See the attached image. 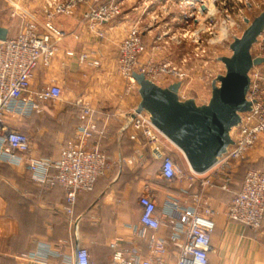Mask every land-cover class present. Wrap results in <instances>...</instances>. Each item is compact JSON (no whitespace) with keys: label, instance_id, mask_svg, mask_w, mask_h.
I'll list each match as a JSON object with an SVG mask.
<instances>
[{"label":"crops","instance_id":"crops-1","mask_svg":"<svg viewBox=\"0 0 264 264\" xmlns=\"http://www.w3.org/2000/svg\"><path fill=\"white\" fill-rule=\"evenodd\" d=\"M43 4V0H0V26L8 28V37L17 35L25 21L44 19ZM145 4L135 0L120 20L95 28L82 20L83 8L72 17L55 18L67 34L51 65L40 64L36 69L30 94L56 83L62 95L43 103L42 111L27 114L16 112L21 101L14 103L5 124L30 135L34 156L57 159L75 137L82 122V105L89 102L96 110L95 122L103 131L101 147L111 157L112 167L98 178L92 191L79 193L70 214L63 187L36 181L26 163L0 160V264H73V254L80 246L88 247L93 264H110L114 239L125 246L136 240L146 252V243L136 239L130 228L140 223L143 194L156 201L162 221L158 233L171 232L169 201L175 198L186 204L188 196L180 189L182 182L166 181L160 170L163 156L170 155L188 171L184 153L165 135L149 142L141 134L132 139L130 131L120 132L125 114L138 107L141 95L139 87L119 70V47L131 25L141 21ZM68 50L76 55L69 56ZM82 52H89L100 64L80 63ZM239 165L234 163L229 169L230 190L221 187L222 178L209 189L216 223L210 264H264V221L254 228L227 214L242 183L234 179ZM56 243L60 249L54 248ZM176 252L177 247L170 245L172 256Z\"/></svg>","mask_w":264,"mask_h":264},{"label":"built area","instance_id":"built-area-1","mask_svg":"<svg viewBox=\"0 0 264 264\" xmlns=\"http://www.w3.org/2000/svg\"><path fill=\"white\" fill-rule=\"evenodd\" d=\"M43 1L42 21H25L17 35L0 40V160L16 164L26 163L31 177L36 181L46 186L63 187L66 191L67 210L71 214L79 193L92 191L98 178L112 167L111 157L101 147L103 131L98 129L95 122V108L89 102L82 105V122L76 129V135L62 148L57 159L34 156L30 135L7 126L5 115L14 103L20 101L16 111L19 114L42 111L43 103L62 95L63 90L56 83L30 94L36 69L40 64L51 65L61 41L66 37V31L55 23L56 17H72L83 8L82 20L89 27L95 28L122 15L123 10L116 0ZM197 1L198 11H204L205 1ZM246 19L247 17H244V20ZM227 21L230 22V16H227L225 23ZM97 32L100 37H104L103 30L98 29ZM262 42L259 52L252 54L253 57H264V39ZM146 51L144 31L137 22L131 25L119 47V70L131 83H137L133 77L134 72L144 73L153 81L155 79L156 71L152 61L143 60ZM66 53L69 56L76 55L73 50ZM78 58L80 63L88 66L100 64L89 52L80 53ZM263 64L253 65L249 71L250 87L247 98L252 102V108L241 113V122L231 132L233 143L212 168L199 173L189 166L187 171L170 155L163 156L161 176L168 182H182L180 189L188 196L186 204L175 198L169 201L171 211L168 218L171 232L167 235L158 233L162 221L156 212V201L148 194L141 195L140 223L131 225L130 228L136 239L146 243L147 250L144 252L136 240L125 246L121 240L114 239L110 242V247L114 250L110 264H210L212 235L216 223L209 189L222 178L221 187L230 190L233 178L229 169L234 163L246 159L259 135L264 132V71L261 69ZM168 72L180 79V99L193 98L198 105L209 102L211 97L200 102L196 96L186 95V92L182 91L184 72L175 68ZM127 131L131 132L132 139H138L141 134L149 142H155L164 135L153 124L148 112H136V109L125 114L120 132L123 134ZM227 214L230 219L246 226L258 228L262 225L264 169L250 168L245 172L240 188L228 205ZM172 244L177 247L173 256L170 253ZM54 248L60 249L61 244L56 243ZM73 264H93L88 247L80 246L74 252Z\"/></svg>","mask_w":264,"mask_h":264},{"label":"rangeland","instance_id":"rangeland-1","mask_svg":"<svg viewBox=\"0 0 264 264\" xmlns=\"http://www.w3.org/2000/svg\"><path fill=\"white\" fill-rule=\"evenodd\" d=\"M116 1L125 14L135 0ZM141 1L146 2L139 22L147 44L143 60L152 61L154 82L164 87L179 81L168 72L175 68L185 73L182 91L200 102L211 97L213 80L225 74L226 66L220 57L232 54L230 44L249 24L244 17L253 20L264 10V0H204L208 7L204 11L196 8L197 0ZM122 15L113 20H120ZM227 16L230 22L225 23ZM263 39L264 34L253 45L252 54L259 52ZM261 69L264 71V64ZM136 86L139 87L137 83ZM239 163L234 177L237 183L248 169L264 167V132Z\"/></svg>","mask_w":264,"mask_h":264},{"label":"water","instance_id":"water-1","mask_svg":"<svg viewBox=\"0 0 264 264\" xmlns=\"http://www.w3.org/2000/svg\"><path fill=\"white\" fill-rule=\"evenodd\" d=\"M206 9V6H203ZM249 23L242 35L230 44L232 54L222 56L225 74L212 82L208 103L198 105L193 98L182 100L181 82L167 87L158 85L144 73L134 72L141 102L136 112L146 111L153 124L185 155L189 166L203 173L212 168L233 143L232 129L241 122V113L251 110L247 98L249 71L264 63V57H253L252 47L264 32V10ZM8 38V28L0 26V40Z\"/></svg>","mask_w":264,"mask_h":264}]
</instances>
